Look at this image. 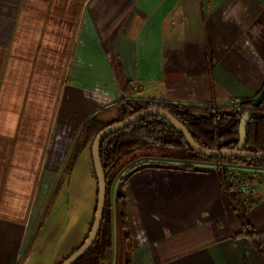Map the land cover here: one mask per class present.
I'll use <instances>...</instances> for the list:
<instances>
[{
  "label": "crops",
  "instance_id": "0c3cea01",
  "mask_svg": "<svg viewBox=\"0 0 264 264\" xmlns=\"http://www.w3.org/2000/svg\"><path fill=\"white\" fill-rule=\"evenodd\" d=\"M262 86L264 0H0V264L21 261L92 115L124 97L232 107ZM136 163L111 189L130 264H264V182L238 234L217 162Z\"/></svg>",
  "mask_w": 264,
  "mask_h": 264
},
{
  "label": "trees",
  "instance_id": "16d2710c",
  "mask_svg": "<svg viewBox=\"0 0 264 264\" xmlns=\"http://www.w3.org/2000/svg\"><path fill=\"white\" fill-rule=\"evenodd\" d=\"M118 79L124 86L129 83L120 72H118ZM253 97L240 98L237 105L232 107L124 97L115 103L117 116L113 120L103 122L97 118V115H92L78 131L36 231L18 264L26 262L33 239L54 210L63 217L62 229L61 234L59 232L60 239L52 246L54 250V254L51 255L52 261L47 264L62 262L88 236L95 216L98 191L91 145L103 128L141 110L156 107L172 114L186 127L199 145L208 149L234 148L239 139L241 116L245 111L253 110L254 115L251 116L246 127L244 149L264 152V101L258 107H254ZM84 149H87L88 156L83 160L80 155ZM99 155L106 180L103 219L95 241L73 264H130L133 245L126 218V197L119 193L112 199L111 189L121 171L125 169L128 172L136 167L139 163L134 162L138 159L150 157L180 161L184 168H191L194 163L199 162H228L264 167V160L238 157L217 158L198 154L170 123L156 115L143 117L108 135L100 144ZM145 162L147 161L142 163ZM120 180H123V176ZM224 191L242 223V230L238 234L250 235L245 211L251 203L242 205L239 200L226 190ZM59 204L62 206L58 208ZM65 240L71 242L64 250L65 253L61 254L59 253L61 244Z\"/></svg>",
  "mask_w": 264,
  "mask_h": 264
},
{
  "label": "water",
  "instance_id": "95a60500",
  "mask_svg": "<svg viewBox=\"0 0 264 264\" xmlns=\"http://www.w3.org/2000/svg\"><path fill=\"white\" fill-rule=\"evenodd\" d=\"M262 101H264V86L260 91L253 97L252 105L258 107ZM156 115L162 117L168 123H170L186 140L187 144L198 154L207 157H217V158H226V157H238V158H249L255 160H264V152H256L244 149L246 144V127L251 116L254 115L253 110L245 111L240 119L239 123V139L234 148H219V149H208L199 145L193 137L190 135L186 127L180 123L172 114L167 110L161 108H148L136 112L120 121L112 123L105 128H103L94 138L91 145V155L93 160V166L95 174L98 181V191H97V204L95 210V216L90 228L89 234L84 240V242L67 258H65L59 264H73L75 263L93 244L95 241L101 223L103 219L104 206H105V197H106V180L104 170L101 164L99 147L104 138L108 135L117 132L118 130L140 120L143 117Z\"/></svg>",
  "mask_w": 264,
  "mask_h": 264
},
{
  "label": "built area",
  "instance_id": "2783aa9c",
  "mask_svg": "<svg viewBox=\"0 0 264 264\" xmlns=\"http://www.w3.org/2000/svg\"><path fill=\"white\" fill-rule=\"evenodd\" d=\"M216 168L222 187L242 205L252 203L255 184L264 182V167L218 162Z\"/></svg>",
  "mask_w": 264,
  "mask_h": 264
},
{
  "label": "rangeland",
  "instance_id": "374dc122",
  "mask_svg": "<svg viewBox=\"0 0 264 264\" xmlns=\"http://www.w3.org/2000/svg\"><path fill=\"white\" fill-rule=\"evenodd\" d=\"M45 206L46 204L44 205V208ZM61 206L62 204H59L58 208ZM62 219V215L54 210L49 218L45 220L42 228L37 232L36 238L33 239L30 245L26 262H30L29 264H47V262L52 261L51 255L54 254L52 246L60 239L59 232L62 229ZM70 242V240L62 242L61 252L59 253H65L64 250L66 247L68 248Z\"/></svg>",
  "mask_w": 264,
  "mask_h": 264
}]
</instances>
